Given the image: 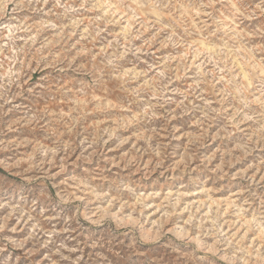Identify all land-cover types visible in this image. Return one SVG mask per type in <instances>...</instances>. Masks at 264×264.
Here are the masks:
<instances>
[{
  "label": "rangeland",
  "instance_id": "374dc122",
  "mask_svg": "<svg viewBox=\"0 0 264 264\" xmlns=\"http://www.w3.org/2000/svg\"><path fill=\"white\" fill-rule=\"evenodd\" d=\"M0 264H264V0H0Z\"/></svg>",
  "mask_w": 264,
  "mask_h": 264
}]
</instances>
